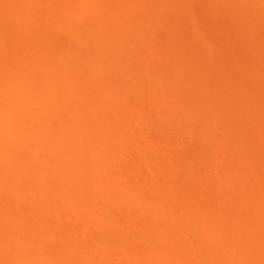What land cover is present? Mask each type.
<instances>
[{
	"label": "bare ground",
	"instance_id": "bare-ground-1",
	"mask_svg": "<svg viewBox=\"0 0 264 264\" xmlns=\"http://www.w3.org/2000/svg\"><path fill=\"white\" fill-rule=\"evenodd\" d=\"M189 1L194 5L200 0H0V196L12 193L10 199L6 200L10 195L5 196L6 203L0 200L4 203L0 206V264H264V79L260 77L264 70L259 71L260 67L264 69V41L258 42L253 36L246 38L250 26L264 25L260 23L264 11L257 9L264 4L261 0H201L211 5L206 12L210 17L227 16L236 21L235 25L228 22L231 30L224 35L234 36L233 43L231 40L228 45V56L233 55L232 51H241L243 55L247 51L244 64L239 63L237 68L238 79L230 78L228 73L230 69L236 70V64H228L224 73L215 69L212 74L213 68L204 65L214 53L206 50L201 54L193 45L196 51L186 49L191 53L184 54L191 59L185 57L186 62L176 63L177 56L183 55L178 49L181 37L191 34L196 43L199 40L197 44L208 46V38L199 36L198 27L191 26L198 23L195 20L199 17L191 10ZM141 4H146L150 11L147 9L144 14ZM252 6H257V21L255 17L247 21L250 16L245 10ZM131 9L136 12L133 17L143 20L141 28L131 27L134 21L129 20L133 17L126 14ZM190 18H195L191 19L194 24ZM159 25L163 31L168 29L163 44L166 50L161 47L164 51L152 45L159 47L151 36ZM63 35L68 38L67 43L60 40ZM132 41H137L133 43L134 49L127 50L125 47ZM176 43L178 47L173 48ZM236 43L247 44V48L237 49ZM134 52L143 56L139 62L142 67L135 73H144L145 77L137 75L139 80L149 79L151 86L140 92L137 82L133 84L139 88L124 79L128 85L123 86L126 91L129 89L126 94L122 86V73L126 71H120ZM43 54L49 58L44 60ZM93 56L100 57V64L87 62ZM157 56L161 57L159 62L163 60L161 63ZM114 57L117 61L112 60ZM170 61L178 71L172 76L167 73L169 68H162ZM186 63L183 68L180 66ZM109 65L118 67V71L112 68L116 75L108 79L105 68L112 71ZM180 68L186 69V73ZM161 72L172 77L166 84L165 78L159 79L164 76ZM21 73L28 78L20 80ZM178 74L190 83V89L186 84V93L182 92L184 87L179 88L185 82L173 77ZM212 78L221 84L214 92L212 85L206 86ZM58 80H62L61 85ZM229 80L231 85L227 86ZM172 84L181 89L179 96ZM40 86L45 93H39V89L36 96L35 89ZM170 89L174 99L178 96L176 100H186L187 108L182 110L186 114L179 116L180 122L172 118L168 125L186 122L190 127L184 129L193 136L190 139L198 142V148L192 153L182 151L183 161L178 165L169 160L168 153H160L166 148H157L161 151L156 152L154 144L149 146L151 150L146 146L147 151L138 153L135 147L133 156L123 145L131 141L126 134L121 135L128 125L123 118L126 111L121 108L125 94L134 97L148 92L137 103L140 107L147 104L145 107L151 110L157 106L156 111H161L157 118L167 124V117L162 114L168 106L162 107V99ZM253 92L261 94L262 101H258L261 98L257 95L259 99L253 100ZM108 109L114 114L111 111L108 115ZM155 109L151 112L160 114ZM140 118L144 121L145 117ZM110 138L117 144L114 140L110 143ZM244 140H252V146L242 147ZM127 150L131 158L125 156ZM105 151L108 156L112 154L111 159L119 154V160L115 158L120 163L110 162L107 156L102 158ZM138 161L143 162L140 168L147 166L144 168L148 177L143 176L147 182L143 181V185L126 178L132 172L127 162L133 166ZM112 163L117 171L107 166ZM122 168L125 173L118 171ZM166 186L172 188L168 190Z\"/></svg>",
	"mask_w": 264,
	"mask_h": 264
},
{
	"label": "rangeland",
	"instance_id": "rangeland-1",
	"mask_svg": "<svg viewBox=\"0 0 264 264\" xmlns=\"http://www.w3.org/2000/svg\"><path fill=\"white\" fill-rule=\"evenodd\" d=\"M196 1V0H195ZM191 4H190V3ZM188 2V5L190 6V7H192V11L194 12V11H196V13H194V14H196V16H198L199 17V19L196 17V16H193V17H196L198 20H195V18L194 19H192V18H190V22H192L193 24H194V21H192V20H195L196 22H195V24L197 23V21H198V23L196 24V25H192L191 23V26L192 27H198V29L196 28V30L198 31V33H199V36H203L204 35V37H207L208 39H206L207 40V42L206 43H208V48L207 47H202V46H204V45H202V43L201 44H197V43H199V40L197 41V43H196V41H194L193 40V36H191V34H190V36H189V34L186 36V37H184V38H182L181 37V41L179 42V40L177 41V42H179L180 44L182 43V46L183 47H185L184 48V50L183 49H181L182 47H181V45L180 44H178L179 46H180V48L177 46V43H176V45L175 46H173V48H175L176 46L178 47V49H180V51H179V54H180V52L181 51H183L182 53H183V55L184 54H190L191 52H185V50L187 49V51H189V50H191L193 53H194V51H196V49H198V51L199 50H201V51H199V53L200 52H202L201 54H203V52H205L206 50H208L209 52L210 51H212L211 52V54H213V57L211 58V60H210V62H206L205 63V65L204 66H206V67H209V66H211L213 69H211V71L210 72H212V70H215L216 69V71L218 70V71H222L223 72V70H224V68H226V66L228 67V64L230 65V64H236L237 65V67H236V70H231L230 69V71L228 72V73H230V78L232 77V78H238V76L240 75L239 74V70L237 71V68H238V65H239V63H241V62H243L245 59H246V57H245V55H246V52L244 53L245 55H243L242 53H241V51H238L237 50V53H233V51L232 50H230V51H232V53L231 54H233L232 56H228V54H229V47H228V45H230V44H232L233 43V41L234 40H232V38L234 37V36H232V35H229L227 38H226V36L224 35V34H226L229 30H231L230 28V26L228 27V25H230V23H232L233 21L232 20H234V19H232L231 21L230 20H228V18H226V17H224V18H219V17H217V16H215V17H217V18H213V15H212V17H210V15H208L206 12H208L207 11V8H209V7H207L208 5H209V3L207 4L206 2L205 3H203V1L201 2V0L198 2V3H195L194 5H193V1H189ZM212 4V3H211ZM143 5V6H142ZM192 5V6H191ZM141 6L143 7V9H145V10H142L143 11V13L144 14H146V12H148L147 11V7L145 8V6H146V4H145V6H144V4H141ZM141 6H139V7H141ZM188 6V7H189ZM209 6H211V5H209ZM257 6H259V5H257ZM256 6V7H257ZM189 7V8H190ZM256 7H254V6H252V7H250V8H247L246 10H245V8H244V10L246 11V13H247V15H249L250 16V18H247V21H250V20H252V19H254V17L256 18L255 20L257 21L258 20V18H259V16L260 15H257V13H255V12H257L256 10L258 9V11L261 9V10H263L264 11V6H262V7H257V9H256ZM194 8V9H193ZM138 9V8H137ZM139 9H141V8H139ZM196 9H198V10H196ZM149 11H150V9H148ZM209 10H211V9H209ZM248 10V11H247ZM130 11H132V9L130 10ZM130 11H127L126 12V14H127V16H129L130 18L131 17H133L134 15V12H135V10H133L132 12H130ZM252 14H251V13ZM136 13V12H135ZM193 14V15H194ZM210 14V13H209ZM206 15V16H205ZM185 16V15H184ZM191 16V15H190ZM219 16V15H218ZM187 17V16H186ZM222 17V16H221ZM185 18V17H184ZM134 19H136V20H134ZM138 18H136V17H133V20L132 19H130L129 20V22L130 23H132L133 21H134V24L132 23V25H131V27L133 26L134 27V29L137 27V28H141L143 25H144V22H143V20L142 19H140L139 21L137 20ZM192 19V20H191ZM230 19H231V17H230ZM186 20H188V19H186ZM189 21V20H188ZM137 22H138V24H137ZM143 22V23H142ZM228 22H230V23H228ZM236 22V21H235ZM235 22H233L232 24L233 25H235ZM263 22H264V20H263ZM263 22H260V23H262V24H264ZM129 23V24H130ZM189 22H187V24H188ZM136 24V25H135ZM139 25V26H138ZM142 25V26H141ZM160 26H162V25H159V26H157V27H159V29L158 28H154V29H157V30H153V32H152V34H151V36H152V38H156V42H158L157 44H159V47L156 45V43H155V45L154 44H152L153 46H155L156 48H160L161 49V47L162 46H165V45H163V44H165L164 43V37L167 35L166 33H168V32H166V31H168V29H166V31L164 30L163 31V27H160ZM189 26V25H188ZM191 26H189L190 28H191ZM165 27V26H164ZM252 29H247L248 30V33H249V35L246 37V38H248V37H250L251 38V36H253L254 38L256 37V38H258V40H256V41H258V42H263L264 41V25H260L259 26V24L257 25V26H255V25H253V26H250ZM160 28H162V30L160 29ZM227 29V30H226ZM166 32V33H165ZM174 33V32H173ZM172 33V34H173ZM233 33V32H232ZM156 37H155V36ZM198 35V34H197ZM222 35H224V37H225V39L222 37ZM170 36V35H169ZM171 36H175V35H171ZM167 37V36H166ZM177 37V36H176ZM175 37V38H176ZM196 37V36H195ZM204 37H201L200 39H202L203 38V40H204ZM175 38H173V39H175ZM250 38H248V39H250ZM166 39V38H165ZM195 39V38H194ZM252 39V38H251ZM60 40L61 41H63V42H65V43H67L68 42V38L66 37V36H61L60 37ZM202 40V41H203ZM232 40V43H230V41ZM153 41V40H152ZM163 41V42H162ZM250 41V40H249ZM252 41V40H251ZM137 41H135V42H133L132 41V44H130L131 43V41H130V43L129 42H127V43H129V44H127V46L125 47V48H127V50L128 49H132L134 46H135V44H133V43H136ZM160 42H161V44H160ZM196 44H195V43ZM258 42L257 43H255V45L256 46H258ZM106 43H110V42H106ZM126 43V42H125ZM139 43V42H138ZM141 43V42H140ZM152 43V42H151ZM154 43V42H153ZM194 43V44H193ZM237 43H239V42H237ZM235 44L236 45V47H239V48H237V49H244V48H247V44L246 45H241V46H239L238 44ZM251 43V42H250ZM175 44V43H174ZM211 44V45H210ZM107 45V44H106ZM137 45V44H136ZM141 45H142V43H141ZM141 45H140V47H141ZM151 45V44H150ZM161 45V46H160ZM192 45H193V47L195 48V47H197L195 50H194V48L192 47ZM207 45V44H206ZM205 45V46H206ZM199 46H201L200 47V49L198 48ZM264 46V45H263ZM107 47V46H106ZM109 47V46H108ZM111 47V46H110ZM109 47V48H110ZM213 48V50H212V48ZM233 47V46H232ZM124 48V47H123ZM156 48H154V49H156ZM166 48V46L164 47V50H166L165 49ZM192 48V49H191ZM228 48V49H227ZM235 48V47H234ZM262 48V47H261ZM134 49V48H133ZM137 49H139L138 47H137ZM160 49L158 50V49H156L158 52L160 51ZM172 49V48H171ZM236 49V48H235ZM234 49V50H235ZM260 49V48H259ZM163 49H161V51H162ZM163 50V51H164ZM168 50H169V48H168ZM173 50V49H172ZM176 51H178L177 49H175ZM203 50V51H202ZM245 50V49H244ZM263 50V49H262ZM141 51V50H140ZM139 51V52H140ZM207 51V52H208ZM243 51V50H242ZM139 52H134L130 57H128V58H130V59H126V62H124V60L122 61V62H124L123 64H125V65H123L122 66V68H125V69H123V70H121L120 72L122 73V71H126V73H122V80H127L130 84H131V82H132V84L131 85H133V87H136L137 85H139V87H141V88H139L138 86V88L140 89V92L142 91L143 92V90L144 91H147V89H148V87H150L151 85H149L148 86V81H149V79H148V81H146L145 80V82H144V73L143 74H140V75H143L144 77L141 79L142 80V82L139 80V78H138V76L137 75H139V74H136L135 72H137V70H138V67H142L141 65H140V63L139 62H142V59H143V56H144V54L142 53V51H141V53L143 54V56H141V53H139ZM216 52V53H215ZM157 53V52H156ZM161 53V52H160ZM173 53V51L171 52V54ZM264 53V52H263ZM136 54V55H135ZM176 54V53H175ZM210 54V55H211ZM157 55V54H156ZM158 55H160L159 53H158ZM179 55V56H177V58L175 59V61H176V63H181V62H183V61H185V57L186 58H188V56L187 55ZM42 56H44V60H47V58H49V55L48 54H43ZM134 56V57H133ZM215 56V57H214ZM160 57V56H159ZM176 56H174V58H175ZM191 57V56H190ZM189 57V58H190ZM157 59H158V56L156 57ZM155 58V59H156ZM161 58V57H160ZM159 58V59H160ZM171 58H173V57H171ZM174 58L171 60V61H173L174 60ZM188 58V59H189ZM259 58H262V60H263V57H259ZM116 58L114 57V59L112 58V60L114 61ZM154 59V60H155ZM156 59V60H157ZM159 59L157 60L158 61V63H161V61H163V60H160V62H159ZM169 59V58H168ZM187 59V60H188ZM191 59V58H190ZM205 59V58H204ZM210 59V58H209ZM209 59H208V61H209ZM248 59V58H247ZM49 60V59H48ZM128 60V61H127ZM207 60V59H206ZM262 60H260V61H262ZM110 61V60H109ZM112 61V62H113ZM115 61H117V60H115ZM166 61V60H165ZM166 62L165 63V65L163 64L162 65V68L165 70V69H167V68H169V71H167V73L169 74H171V76H172V74H174L175 72H178L176 69H174L172 66H174L175 64H173L172 62ZM174 61V62H175ZM189 61L190 60H188L187 62H188V64H189ZM246 61H248V60H246ZM246 61H245V63H246ZM258 61H259V59H258ZM87 62L88 63H90V64H95L96 63V65H97V63L99 62V64H100V57L99 56H93V57H91V58H89L88 60H87ZM111 62V61H110ZM156 62V61H155ZM152 63L151 64V66L153 65V64H156V63ZM186 62V61H185ZM191 62H193L194 63V61H193V59L191 60ZM211 62H212V64H211ZM264 61H262L261 63H263ZM109 63V62H108ZM171 63V64H170ZM184 63V62H183ZM192 63V64H193ZM173 64V65H172ZM226 64V65H225ZM242 64H244V62L242 63ZM50 65V64H49ZM122 65V64H121ZM172 65V66H171ZM180 65V64H179ZM184 65L186 66L187 65V63L186 64H183V65H180V66H182V68L184 67ZM247 65V64H246ZM254 65H259L258 63L257 64H254ZM253 65V66H254ZM262 65V64H261ZM263 65H264V63H263ZM119 66H120V64H119ZM158 66V65H157ZM165 66V67H164ZM177 66V65H176ZM225 66V67H224ZM233 66V65H232ZM232 66H230L229 68H231ZM243 66V65H242ZM250 66V65H249ZM251 66H252V64H251ZM109 67H110V70L113 68H115L114 66H112V65H109ZM121 67V66H120ZM156 66H154L153 68L154 69H156L155 68ZM171 67H172V69H171ZM177 67H179V66H177ZM177 67H175V68H177ZM217 67V68H216ZM221 67H222V70H221ZM234 67V66H233ZM232 67V69H234ZM247 67V66H246ZM264 67V66H263ZM152 68V67H151ZM186 68V67H185ZM190 69H192V70H194V68H192V67H189ZM229 68H227V71H228V69ZM251 68V67H250ZM254 68H256V67H254ZM261 68V67H260ZM259 68V71L260 70H264V69H260ZM108 69L109 68H105V70L107 71V77H108V75L110 76V77H108V79L109 78H111V77H113V76H115L116 75V73L113 71V69H112V71H109L108 72ZM117 71H118V67H116L115 68ZM161 69V68H160ZM181 69V68H180ZM208 70L210 69V68H207ZM220 69V70H219ZM240 69V68H239ZM257 69V68H256ZM157 71H160L158 68L156 69ZM172 70V71H171ZM182 70V69H181ZM183 70H185V73H186V69H183ZM183 70H182V72H183ZM203 70V69H202ZM241 70V69H240ZM105 71V72H106ZM116 71V72H117ZM161 71H163L162 69H161ZM187 71H188V68H187ZM217 71V72H218ZM225 71H226V69H225ZM140 72V71H139ZM164 72V71H163ZM163 72H161V73H163ZM189 72H191V70H189ZM214 72V71H213ZM213 72H212V74H213ZM216 72V73H217ZM256 72V71H255ZM115 73V74H114ZM117 73H119V72H117ZM120 73V74H121ZM167 73L165 72V73H163V74H161V76H165L166 75V77H159V79H162V78H165V82L163 83V84H166V81L171 77L170 75H167ZM184 73V72H183ZM193 73V72H192ZM224 73V72H223ZM243 73V72H242ZM250 73V72H249ZM253 73V75H255L254 74V72H252ZM257 73H258V71H257ZM114 74V75H113ZM126 74V75H125ZM133 74H134V76H133ZM176 74V73H175ZM191 74V73H190ZM214 74H215V72H214ZM226 74H227V72H226ZM245 74H246V72H245ZM248 74V73H247ZM259 74V73H258ZM264 73H260V77H262L263 79H264V75H263ZM22 75H24V73H21V75H19V79L21 80L23 77H25L24 79L26 80V78H28L27 76L28 75H24V76H22ZM146 75V74H145ZM179 75H180V77H181V74H178V75H173V77H176L177 78V80H175V81H178L179 80V82L181 81L182 83L183 82H185V84H184V86H182L180 83H178L179 85H181L182 87H179V88H183L184 87V89H182V92H183V90H184V92L186 93L187 92V85L189 86V89H190V83H188V80H187V78H186V80L184 79V76L182 75V77H181V79H183V80H181L180 78H179ZM185 75H187V74H185ZM219 75H221V74H219ZM228 75L229 74H227V77L226 78H228ZM252 75V76H253ZM263 75V76H262ZM124 76V77H123ZM192 76V75H191ZM218 76V75H217ZM244 76V75H243ZM187 77H189V74H188V76ZM214 77V76H213ZM220 77V76H219ZM240 77V76H239ZM153 78V77H152ZM172 78V77H171ZM225 78V77H224ZM230 78H228V79H230ZM243 78H245V77H243ZM262 78H261V80H262ZM35 79V78H34ZM207 79H208V77H207ZM219 79V78H218ZM227 79V80H228ZM239 79V78H238ZM240 79H242V78H240ZM255 79H257V77H255ZM258 79H259V77H258ZM257 79V80H258ZM121 80V79H120ZM124 80V81H125ZM173 80H174V78H173ZM232 80V79H231ZM231 80H229V81H227V86L229 85V83H230V85H231ZM245 80V79H244ZM253 80H254V77H253ZM33 81H36V79L35 80H33ZM61 81L62 80H58L57 81V83L59 84V85H61L62 83H61ZM124 81H122V83L124 82ZM127 81H125L123 84H122V86L125 84V85H128L126 82ZM171 81V80H170ZM175 81H172L173 82V84L175 83ZM204 81V80H203ZM239 81V80H238ZM242 81V80H241ZM137 82V85H134L135 83ZM147 82V83H146ZM161 82H163V81H161ZM171 82V83H172ZM193 82V81H192ZM191 82V83H192ZM219 82V81H218ZM217 82V80H215V79H210L209 81H208V84H206V86L208 85V86H211L212 87V90L214 89V88H216V87H220L221 88V84L220 83H218ZM226 82V81H225ZM235 82V81H234ZM233 82V83H234ZM254 82H256V81H254ZM259 82H262V81H260V79H259ZM134 83V84H133ZM140 83V84H139ZM143 83V84H142ZM42 84V83H41ZM129 84V85H130ZM151 84V83H150ZM172 84V85H173ZM187 84V85H186ZM205 84V83H204ZM140 85H142V86H140ZM143 85H145V86H143ZM170 85V83H167V87ZM185 85H186V87H185ZM219 85V86H218ZM235 85V84H234ZM174 86V88H176V90H175V94H177L178 95V92H180L181 91V89H179V88H177L178 86L176 85V87H175V85H173ZM205 86V85H204ZM225 86V85H224ZM125 87V88H124ZM129 87V86H128ZM131 87V86H130ZM163 87H165V89H166V85L165 86H163ZM192 87V86H191ZM123 88H124V90L126 89V86H123ZM169 88V87H168ZM167 88V89H168ZM171 88V87H170ZM197 89H199V87H196ZM207 88V87H206ZM217 88V89H218ZM226 88V87H225ZM224 88V89H225ZM39 89L41 90V91H39ZM43 89H45V88H43ZM43 89H42V87L40 86V87H38L37 89H35V91L37 90V94H36V96L38 95V91H39V93L41 92V93H45V91L43 92ZM131 89H132V87H131ZM146 89V90H145ZM210 89V88H209ZM217 89H215V90H217ZM228 89V88H227ZM129 90V89H128ZM127 90V91H128ZM180 90V91H179ZM127 91L125 90V93L126 94H128L127 93ZM167 91H169V92H167ZM166 91V93H164V97H163V95H162V97H163V99H162V101H164L163 102V108H164V106L166 105V106H168V111L167 110H164L163 109V111H165V112H163L164 114H162V116L163 117H170V118H164V119H162V120H164V121H172V118L173 119H176L177 121H179L180 122V120H178V118H179V116H183V115H185L186 113L184 112V111H186V108H187V103H186V100L184 101V100H176V98H178V96L174 99L173 97H175V96H172V93H174L173 91H172V89H170V90H167ZM190 91V90H189ZM191 91H194V89H192ZM209 91H211V90H209ZM223 91V90H222ZM222 91H221V93H222ZM226 91V90H225ZM233 91V90H232ZM263 91V90H262ZM139 92V93H140ZM171 92V93H170ZM213 92H214V90H213ZM216 92V91H215ZM255 92V91H254ZM253 92V93H254ZM260 92V91H259ZM258 92V93H259ZM138 93V94H139ZM146 93V92H145ZM189 93V92H188ZM220 93V92H219ZM230 93V92H229ZM257 93V92H256ZM34 94V95H35ZM125 94V96H126V98H127V100L128 101H126V98H125V101L123 102H121V104L123 105V104H125V105H123V107H121L122 109H124V111H126V115L123 117L124 119H125V121H124V119H123V121L125 122V125L126 124H128V125H126V128L128 129H126L125 128V130H126V132L124 131L123 133L121 132V135L122 134H126V136H128V137H126V139H128V140H130L129 142L131 143H127L126 141V143L128 144H124L123 143V145L124 146H128V150L130 151V154L132 153V155L133 156H135L136 155V152L138 151V152H142V151H144V150H146V146L148 147L147 149H149V150H151L150 148L153 146V144L155 145L154 147H156V148H154L155 149V151L156 152H158V151H161V150H163L164 148H166V150L164 151L163 150V152H160V153H164V152H166V153H168L169 155H168V158H169V156H170V158H169V160L171 159L172 161V163H174V165H176L175 164V162L177 163V165L178 164H180L182 161H183V159H182V157H181V152L182 151H185V152H189V153H192V152H195V150L198 148V142H196V141H194L195 139L193 138V139H190V138H192L191 137V135H188L187 134V132H186V128L188 127L187 126V124H186V122L183 124V122L182 123H179V122H177V125L176 124H170L169 123V125H168V122H167V124L166 123H162V121L160 122V120L161 119H159V118H157L158 116L159 117H161V111L160 112H157L156 111V109H158L157 108V106H155L156 107V109H155V107L153 108V109H155L154 110V112H157V113H160V114H155V113H153V112H151V111H153V109L151 110V108H146L145 106L147 105V104H145V102H143V104H145V106H141L142 108H146L145 110L143 109V110H141V107H140V104L139 103H137V102H142L143 101V98H146L147 97V94H148V92H147V94H145V96H144V94L142 93H140V95L139 96H137V95H133L134 97H127L128 95H126ZM131 94V93H130ZM129 94V95H130ZM180 94V93H179ZM211 94H212V91H211ZM216 94H217V92H216ZM223 95H224V92L222 93ZM263 94V93H262ZM40 95V94H39ZM184 95V97L185 96H188V94H183ZM183 95H182V98H183ZM210 95V94H209ZM219 95V94H218ZM222 95V96H223ZM255 95H257L258 96V94H255L254 93V97H255ZM42 96V95H41ZM123 96H124V94H123ZM135 96H137V97H135ZM140 96H141V98H140ZM190 96V95H189ZM203 96V95H202ZM206 96V95H205ZM207 96H208V93H207ZM257 96L255 97V98H253V97H251L253 100H255L256 98H257ZM260 96V98H261V94L259 95ZM258 96V97H259ZM35 97V96H34ZM40 97V96H39ZM139 97V98H138ZM161 97V98H162ZM201 97V96H200ZM219 97H221V96H219ZM37 98V97H36ZM41 98V97H40ZM40 98H38V100L40 99ZM43 98V97H42ZM45 98V97H44ZM44 98H43V100H44ZM133 100H132V99ZM180 98V97H179ZM187 98V97H186ZM222 98V97H221ZM131 99V100H130ZM184 99V98H183ZM217 99V98H216ZM216 99H214V101L216 100ZM259 99V98H258ZM258 99H256V100H258ZM41 100V99H40ZM39 100V101H40ZM135 100V101H134ZM140 100H142V101H140ZM212 100H213V95H212ZM200 101V104L202 103L201 102V99L199 100ZM206 101V100H205ZM204 101V102H205ZM258 101H262V98H261V100L259 99ZM208 102V101H207ZM209 102H211V101H209ZM256 102V101H255ZM216 103V102H215ZM260 103V102H259ZM128 104V105H127ZM203 104V103H202ZM210 104V103H209ZM127 105V106H126ZM142 105V104H141ZM212 105V104H211ZM214 105V104H213ZM216 105V104H215ZM214 105V106H215ZM125 106V107H124ZM165 106V107H166ZM185 106H186V108H185ZM218 106V105H217ZM256 106H258V105H256ZM132 107V108H131ZM212 107V106H211ZM116 108V107H115ZM127 108H129V109H127ZM185 108V110L182 112V110ZM216 108H218V107H216ZM117 109H118V107H117ZM166 109V108H165ZM210 109H212V108H210ZM214 109V108H213ZM121 110V109H120ZM150 110V111H149ZM108 112H107V114L109 115H111L112 114V112H113V110H111V109H108L107 110ZM112 111V112H111ZM142 111H143V114H142ZM158 111H159V109H158ZM213 111V110H212ZM212 111L210 112V113H212ZM214 111H215V109H214ZM88 112H92V110L90 111V109H89V111ZM139 112H141L140 114H139ZM217 113H219L218 112V109H217V111H216ZM124 113V112H123ZM148 113V115H149V113H152L151 114V116L149 117L148 115H146ZM89 114H91V115H94V114H92V113H89ZM113 114H114V112H113ZM138 114V115H137ZM181 114V115H180ZM165 115H167V116H165ZM216 116H217V114H215ZM215 115H213L212 117H215ZM146 116L148 117V118H146ZM90 117V116H89ZM127 119H126V118ZM139 117V118H138ZM140 117H145V118H143L144 119V121L143 120H141L142 118H140ZM209 117H211V115L209 114ZM138 119H139V121H138ZM167 119V120H166ZM130 120V121H129ZM127 121V122H126ZM132 121V122H131ZM135 121V122H134ZM155 122V125L153 124V123H151L150 124V122ZM156 121H157V123L159 124V125H161V126H159L158 124H156ZM175 121V120H174ZM182 121V120H181ZM149 122V123H148ZM162 123V124H161ZM158 125V126H157ZM131 126V127H130ZM168 127V129H166ZM190 127V126H189ZM189 127H188V129H189ZM185 128V129H184ZM165 129V130H164ZM191 129H193L192 127L190 128V130ZM214 130V129H213ZM127 131H128V133L129 134H127ZM125 136V135H124ZM122 137V136H121ZM130 137V138H129ZM123 138H125V137H123ZM253 138V137H252ZM112 138H110L109 140H110V143H111V141L113 142V140H111ZM245 139H247V137L245 138ZM248 139H250V138H248ZM255 139V138H254ZM133 141V142H132ZM243 141V140H242ZM109 142V141H108ZM117 142V141H116ZM115 142V140H114V144L116 143ZM121 142H122V140H121ZM162 142V143H161ZM257 142V141H256ZM151 143V144H150ZM156 143V144H155ZM244 146H242V147H245V144L246 145H248V146H252V140H244ZM109 144V143H108ZM117 144V143H116ZM119 144V143H118ZM137 144V145H136ZM158 144V145H157ZM239 144V143H238ZM242 144V143H241ZM258 144V143H257ZM120 145V144H119ZM130 145H133V146H130ZM135 145V146H134ZM157 145V146H156ZM112 146H113V144H112ZM116 146V145H115ZM120 146H122V144L120 145ZM120 146H118V147H120ZM129 146H130V148H129ZM149 146H151L150 148H149ZM256 145H253V147H255ZM263 146V145H262ZM125 147V148H126ZM133 147V148H132ZM135 147H136V152H135ZM141 147V148H140ZM161 147V150L160 149H157V148H160ZM261 147V146H260ZM259 147V148H260ZM115 148H117V147H115ZM122 149H123V147H121ZM120 148V149H121ZM139 148V149H138ZM145 148V149H144ZM248 148V147H247ZM249 148H251V147H249ZM256 148V147H255ZM255 148H254V150H255ZM263 149H264V147H262ZM111 149V148H110ZM121 149V150H122ZM130 149H132V151L130 150ZM143 149V150H142ZM153 149V150H154ZM170 149V150H169ZM182 149V150H181ZM245 149H246V147H245ZM258 149V148H257ZM127 150V152L128 153H126L125 154V156H129L130 158H131V156H130V154H129V151ZM141 150V151H140ZM168 150V151H167ZM248 150V149H247ZM111 151V150H110ZM112 151H113V149H112ZM123 151V150H122ZM147 151V150H146ZM180 151V152H179ZM253 151V150H252ZM114 152V151H113ZM123 152H125V151H123ZM137 152V153H138ZM155 152V153H156ZM169 152H171V153H169ZM187 152V153H188ZM105 154L107 153L106 151L104 152ZM116 153V152H115ZM159 153V154H160ZM184 153V152H183ZM109 154V153H108ZM123 154V153H122ZM171 154V155H170ZM176 154V155H175ZM103 155V154H102ZM101 155V156H102ZM113 155H115V154H113ZM119 155V154H118ZM118 155H117V153H116V155L115 156H113L112 157V159H111V156H112V154L110 153V155L108 156L107 154L106 155H104V156H102V158L103 157H108L109 159H111L110 160V162L112 161L113 163H114V161H117L118 162V160H119V158H118ZM179 155V156H178ZM101 156H99V157H101ZM117 156V157H116ZM124 155H122V157H123ZM124 156V157H125ZM157 156L159 157V155H158V153H157ZM173 156V157H172ZM175 156H176V158H175ZM118 159H116V158ZM180 157V158H179ZM108 158H106L105 160L107 161V159ZM114 158V159H113ZM126 158V157H125ZM128 158V157H127ZM127 158L125 159V160H127ZM99 159V158H98ZM108 159V160H109ZM129 159V158H128ZM176 159V160H175ZM180 159H181V161H180ZM101 160V159H100ZM105 160H102V161H105ZM174 160V161H173ZM179 160V161H178ZM101 161V162H102ZM121 161H122V158H121ZM123 161H124V159H123ZM122 161V162H123ZM135 162H136V160H134ZM178 161V162H177ZM121 162V163H122ZM126 162V161H125ZM130 162H133V161H130ZM130 162H127V164H123L122 165V167H124L125 168V171L126 170H128V169H131L130 171H132V172H130L129 173V176L128 177H126V175L128 174L127 172H126V175H125V177L126 178H130V179H133V180H136L139 184H142L143 185V181H145L146 179L144 178V177H148L147 176V168H144V167H147V166H145L144 164V167L142 166L141 168H143V170H141V168H140V166L142 165V163L143 162H139L138 164L136 163L135 164V162H134V164L132 163V165L133 166H131V165H129V163ZM103 163H106V162H103ZM108 163V162H107ZM110 164V165H107V166H110L109 168H112L111 166H115L114 164ZM120 163V161L118 162V164ZM141 163V164H140ZM115 164H116V162H115ZM117 164V165H118ZM131 164V163H130ZM140 164V165H139ZM126 165H127V167H128V169L126 168ZM139 165V166H138ZM103 166V165H102ZM107 166H105V167H107ZM131 166V167H130ZM136 166H138L139 167V169H138V167H137V169L139 170V172H138V170L137 169H134ZM132 167H134L133 169H132ZM150 167V166H149ZM104 168V167H103ZM108 168V167H107ZM121 168V167H120ZM124 168H122V170L120 169V170H118V171H120L121 173H125L124 171H123V169ZM157 168V167H156ZM113 170H115L116 168H112ZM158 169V168H157ZM111 170V169H110ZM103 171V170H102ZM115 171H117V170H115ZM142 171V172H141ZM153 171H155V169L153 168ZM107 172H108V170H107ZM112 172V171H111ZM182 171H178V173L180 174ZM103 173H106V172H103ZM134 173H136V174H134ZM138 173V174H137ZM144 173H146V174H144ZM177 173V174H178ZM200 175H201V172H198ZM135 175V178H132V177H134L133 175ZM141 174V175H140ZM143 174V175H142ZM176 174V175H177ZM178 174V175H179ZM199 174H198V176H199ZM131 175V176H130ZM140 175V180H139V178L137 177V176H139ZM146 175V176H145ZM177 175V176H178ZM180 175H182V174H180ZM206 175V174H205ZM208 175H210V174H208ZM144 176V177H143ZM202 176V175H201ZM200 176V177H201ZM204 176V175H203ZM211 176V175H210ZM209 176V177H210ZM138 179H137V178ZM214 177V176H213ZM141 178H142V181H141ZM204 178V177H203ZM202 178V179H203ZM207 178V177H206ZM199 179H201V178H199ZM208 179V178H207ZM262 179V178H261ZM261 179H260V181H261ZM204 180V179H203ZM213 180H214V178H213ZM258 180V179H257ZM215 181V180H214ZM255 181V180H254ZM143 182V183H142ZM147 182V180L145 181V183ZM144 183V184H145ZM252 183H255V182H252ZM261 185H262V182L260 183ZM263 184H264V182H263ZM255 185V184H254ZM200 186H202V185H200ZM204 187V186H203ZM215 187V186H214ZM165 188H167V186L165 187ZM168 188H172V187H169L168 186ZM167 188V189H168ZM202 188V187H201ZM261 188V187H260ZM216 189H217V192H218V188L216 187ZM262 189H263V185H262ZM166 190V189H165ZM169 190V189H168ZM215 190V189H214ZM167 191V190H166ZM168 192V191H167ZM170 192V191H169ZM6 194H5V196L6 195H10L9 197H3V196H0V200H3L4 198H6V200L9 198H11L12 197V193L10 192V194H9V192H5ZM223 193V192H222ZM146 194V193H145ZM217 194V193H216ZM2 197V198H1ZM5 200V199H4ZM6 200L4 201L5 203H6ZM1 202V201H0ZM3 201L1 202V204H0V206L2 205L3 206Z\"/></svg>",
	"mask_w": 264,
	"mask_h": 264
},
{
	"label": "snow or ice",
	"instance_id": "snow-or-ice-1",
	"mask_svg": "<svg viewBox=\"0 0 264 264\" xmlns=\"http://www.w3.org/2000/svg\"><path fill=\"white\" fill-rule=\"evenodd\" d=\"M261 3L264 4V0H261Z\"/></svg>",
	"mask_w": 264,
	"mask_h": 264
}]
</instances>
